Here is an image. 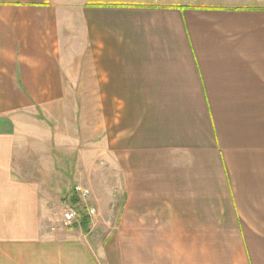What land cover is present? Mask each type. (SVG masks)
<instances>
[{
    "label": "crops",
    "instance_id": "obj_1",
    "mask_svg": "<svg viewBox=\"0 0 264 264\" xmlns=\"http://www.w3.org/2000/svg\"><path fill=\"white\" fill-rule=\"evenodd\" d=\"M64 153L103 242L44 228ZM0 264H264V0H0Z\"/></svg>",
    "mask_w": 264,
    "mask_h": 264
},
{
    "label": "rangeland",
    "instance_id": "obj_2",
    "mask_svg": "<svg viewBox=\"0 0 264 264\" xmlns=\"http://www.w3.org/2000/svg\"><path fill=\"white\" fill-rule=\"evenodd\" d=\"M61 158L64 161V177L61 185L53 190L52 199H49L44 228L49 234L64 236L65 240H76L89 233L93 241L107 240L118 222L121 205L118 185L115 184L113 175L111 176L114 172L104 169L102 158L93 161L92 166L95 168L92 169L90 167L92 160L88 161L86 158L84 160L81 157V162H79L72 153H64ZM76 184L87 187L91 195L87 201L78 205L79 224L76 225L77 227L64 229L61 225L62 214L69 201L76 203L72 197V189ZM50 187L52 188L53 185ZM85 206L94 208L96 214L93 218H88V225L84 227L81 222L82 218L86 217L83 209Z\"/></svg>",
    "mask_w": 264,
    "mask_h": 264
},
{
    "label": "built area",
    "instance_id": "obj_3",
    "mask_svg": "<svg viewBox=\"0 0 264 264\" xmlns=\"http://www.w3.org/2000/svg\"><path fill=\"white\" fill-rule=\"evenodd\" d=\"M90 195V190L85 186L76 184L73 187L72 197L76 200V203L69 201L66 210L62 214L61 225L64 229H70L79 224L78 205L81 202L87 201L90 198ZM83 209L84 215L87 218L91 219L96 214L95 209L90 206H85Z\"/></svg>",
    "mask_w": 264,
    "mask_h": 264
},
{
    "label": "trees",
    "instance_id": "obj_4",
    "mask_svg": "<svg viewBox=\"0 0 264 264\" xmlns=\"http://www.w3.org/2000/svg\"><path fill=\"white\" fill-rule=\"evenodd\" d=\"M89 219L87 217L82 218V222L81 225H83L84 227L88 225Z\"/></svg>",
    "mask_w": 264,
    "mask_h": 264
}]
</instances>
